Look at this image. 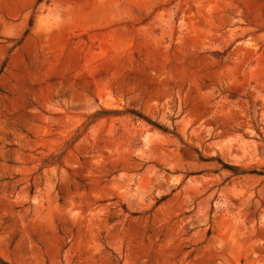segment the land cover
<instances>
[{
  "label": "rangeland",
  "instance_id": "rangeland-1",
  "mask_svg": "<svg viewBox=\"0 0 264 264\" xmlns=\"http://www.w3.org/2000/svg\"><path fill=\"white\" fill-rule=\"evenodd\" d=\"M0 264H264V0H0Z\"/></svg>",
  "mask_w": 264,
  "mask_h": 264
},
{
  "label": "trees",
  "instance_id": "trees-1",
  "mask_svg": "<svg viewBox=\"0 0 264 264\" xmlns=\"http://www.w3.org/2000/svg\"><path fill=\"white\" fill-rule=\"evenodd\" d=\"M226 169H232L230 166H226Z\"/></svg>",
  "mask_w": 264,
  "mask_h": 264
}]
</instances>
